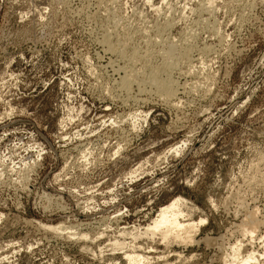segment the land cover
Instances as JSON below:
<instances>
[{"label":"rangeland","instance_id":"374dc122","mask_svg":"<svg viewBox=\"0 0 264 264\" xmlns=\"http://www.w3.org/2000/svg\"><path fill=\"white\" fill-rule=\"evenodd\" d=\"M173 202L191 242L146 233ZM238 240L264 253V0H0V264H229Z\"/></svg>","mask_w":264,"mask_h":264},{"label":"bare ground","instance_id":"6f19581e","mask_svg":"<svg viewBox=\"0 0 264 264\" xmlns=\"http://www.w3.org/2000/svg\"><path fill=\"white\" fill-rule=\"evenodd\" d=\"M159 81H161V80H159ZM124 82H125V80H124ZM126 84H127V82H126ZM129 85H130V83H129ZM171 86H172V84L169 85L168 83L161 82V83H159V88L158 89L160 90V92L163 93V96H167V98H168L173 93V87H171ZM123 87L126 88V86H124V83H123ZM155 87H157V86H155ZM173 101H174V99H173ZM178 204H179L178 202H173L172 204L167 205L166 207H164L162 209L161 213H159L160 215L158 216V218L155 219L154 223L151 226L148 227V229L146 230V233L147 234H152V235H160V237H162L163 241H165V242L166 241L168 242L169 239H172L174 241L191 242L192 239H193L192 238L193 235L191 233L194 232V230H193L194 225L191 224V223L190 224L186 223V221H182L181 220L183 215H182V212L180 211V209L178 208ZM258 209H259V207H258ZM250 211H252V210H250ZM259 226L260 225H259V222H258V220L256 218L255 213H251L250 219H248L245 222H243L242 228H240V230H242V233L245 236H248L249 237L248 240L251 239L250 242L253 243V241L256 238V235L258 234L257 232L259 230ZM239 227H241V226H239ZM241 242L239 241V242H237V244L232 246V248L230 247V250H231L230 253L231 254L230 255L228 254V255H229V258L230 257L231 258H230V260H227V259L224 260L223 259L225 261V263L229 262V264L230 263H232V264H261L262 263L261 259L264 258V253L263 254H259V252L255 251V250H252V251H247L246 250V253L243 254L242 249L245 246H243V244ZM144 259L142 258V256H139L138 254L134 255V254L126 253V260H128L129 264L141 263L142 261H144Z\"/></svg>","mask_w":264,"mask_h":264}]
</instances>
